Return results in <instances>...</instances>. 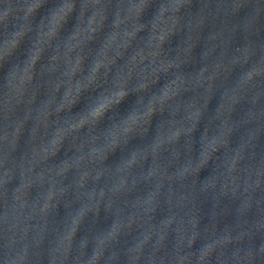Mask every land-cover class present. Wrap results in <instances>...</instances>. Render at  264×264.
<instances>
[{"label":"clouds","instance_id":"1","mask_svg":"<svg viewBox=\"0 0 264 264\" xmlns=\"http://www.w3.org/2000/svg\"><path fill=\"white\" fill-rule=\"evenodd\" d=\"M79 2L0 0V69L7 66L0 264H264V4L215 0L213 9V0H201L193 15V0H85L77 14ZM109 4L116 8L106 24ZM249 4L253 10L230 25ZM74 13L73 31L62 36ZM221 16L223 26L204 36L209 19ZM106 27L99 47H90ZM177 35L175 49L166 47ZM196 63L198 70L184 71ZM42 88L46 98L37 103ZM185 93L193 95L184 100ZM156 116L152 139L129 148L148 136ZM25 131L26 150L17 155ZM117 150L119 161L109 164ZM36 187L44 190L39 198ZM61 205L65 214L74 209L66 233ZM101 212L111 218L106 228L97 226Z\"/></svg>","mask_w":264,"mask_h":264},{"label":"water","instance_id":"2","mask_svg":"<svg viewBox=\"0 0 264 264\" xmlns=\"http://www.w3.org/2000/svg\"><path fill=\"white\" fill-rule=\"evenodd\" d=\"M85 0H80V2L78 3V6H77V14L82 11V8H81V4L84 3ZM260 2L262 4H264V0H260ZM52 6V3L50 2L48 5L45 6L44 9H41V13L38 14L37 16V21L39 20V15H42L44 14L48 8H50ZM201 0H193V4H192V7L190 9V13L195 15L196 13L199 12V9L201 8ZM115 4H109L108 5V9H109V20L106 21V24H110L111 22V19L114 18V13H115ZM212 8L215 9V0H213V3H212ZM253 10L252 8V5L249 4L248 6H246L244 9L241 10V12L239 13V16L238 17H232L230 19V25L231 24H235V23H239L242 21V19L244 18V16L248 13H250L251 11ZM155 11V6L153 7H150L148 9V11L145 13L144 15V21L147 22L148 20L151 19L152 17V14L153 12ZM90 14V13H89ZM76 13L73 14V16L69 19L67 25L65 26V29L62 31L61 35L62 36H67L71 33V31H73L74 29V25L76 23ZM87 18V16H85V19ZM222 21H223V17H219L215 20H212L211 18L209 19V22L207 23L205 29H204V33L203 35L204 36H207L211 31L213 30H216V29H219L220 27H222ZM108 28L106 27L101 33L100 35L97 37V40L93 41L92 44L90 45V47L92 48H98L99 47V44L100 42L102 41V39L104 38V36L106 35V33L108 32ZM141 36H146V33H140ZM182 35V34H181ZM181 35H177V36H173L172 37V41H171V45L170 46H166V47H171L172 49H175L176 45L180 42V39H181ZM33 39H35V36L33 35L32 37ZM67 37H64V40H66ZM63 42V41H62ZM134 45H135V42H134ZM30 46V41L26 38L24 42H22V44L20 45V48L18 49L17 51V55H19L20 59H24L26 58V49ZM204 50V43H203V40H201V42L197 45L196 49H195V52H194V56H195V59L197 61H199V58L202 54ZM51 49H47L46 50V53H45V59L47 58V55H50ZM132 51V49H129V53ZM174 54V52L172 53ZM123 61H118V63H122ZM87 63V61H86ZM201 65L199 63H196V64H189L187 67H185L184 71L185 72H192L194 70H198L199 67ZM6 69H7V66H5V69H0V81H2V77L4 75V73L6 72ZM165 82V79L162 77L160 79V81L153 86L152 88V92H156L159 90L160 87L163 86ZM229 83V82H225V85ZM223 87V85H222ZM45 92H46V89H41V92H40V95L38 97V101L37 103H39L40 101L44 100L46 98L45 96ZM193 94L192 93H185L182 97V99L184 100H187L190 96H192ZM219 97H220V92L217 91L216 95H214L211 99V101L209 102V106H208V112L205 114L204 118L201 120V123L198 127V130L194 133V138L198 141L199 140V137L201 135V133L203 132V129H204V126L205 124L207 123V119L209 116L213 115L214 112H215V109L216 107L218 106L219 104ZM135 100V97L132 96V97H129L128 101L122 106V110H125L127 109L128 107L131 106V104L134 102ZM81 107V105H77L76 108L73 109V111H78L79 108ZM18 115L22 116L23 115V111L20 110L18 111L17 113ZM160 117L159 116H156L154 117L153 119V127L152 129L150 130L148 136L146 138H134L131 142H130V145H129V148H132V147H135L137 145H142L144 143H147L148 141H150L152 139V137L154 136L155 134V125L156 123L159 121ZM30 126V124H29ZM4 129H5V122L0 119V135L3 134L4 132ZM9 134L11 135V128H9ZM27 136H28V133L27 131H25L24 135L21 137V148L18 149L17 151V155H20L21 151L22 150H26L24 148V142L25 140L27 139ZM67 146V145H66ZM197 149L199 147V145L197 144L195 146ZM71 153H69L70 155ZM126 154V153H125ZM121 156V153H120V150H117V152L110 156L109 157V160H108V163L109 164H115L119 161V158ZM15 158V157H14ZM64 158V150L62 149L61 152L58 154V156L56 158H54V161L53 162H59L61 159ZM209 174V171L206 169L204 171L201 172L200 174V178L203 180L205 177H207V175ZM20 187V177H19V172H17L13 178V180L11 181V183L7 186V190H8V193H9V201L11 202V196L13 194V191ZM44 190L43 189H40L39 187H36L34 190H33V195L35 194L36 195V198H39V194L42 193ZM61 203L63 204L64 201L62 200ZM211 205L210 203H206L204 206H203V210L205 213L208 212V210L210 209ZM74 215V209H69L67 214H65V209L63 208V206L61 205L59 210H58V216H57V219H60L64 216V219L62 221V223L64 224V232L66 233V231L68 230V226L70 225V222H71V219H72V216ZM163 213L161 212H158L157 215H156V219L157 221L162 219L163 218ZM231 218H228V220H230ZM53 222H54V219H53ZM225 222H228L227 220L226 221H222L221 222V227H223V224ZM111 223V218L105 220V217H104V213L101 212V215H100V218H99V221H98V227L100 228H106L110 225ZM203 223H207V216H205V220L203 221ZM83 231H86L85 229L82 228V231L81 233H79V235H83L84 232ZM89 240L92 239V236L91 234H89L88 236ZM78 240L80 239H83V236H80L77 238ZM199 242L197 244L196 247H199ZM90 248H91V244H90ZM89 255H91V251H89ZM45 264H46V261H45Z\"/></svg>","mask_w":264,"mask_h":264}]
</instances>
